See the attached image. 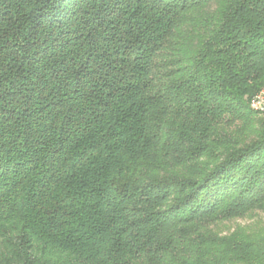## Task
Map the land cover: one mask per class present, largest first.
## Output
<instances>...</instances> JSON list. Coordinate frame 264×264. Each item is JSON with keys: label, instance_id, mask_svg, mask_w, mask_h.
I'll return each instance as SVG.
<instances>
[{"label": "trees", "instance_id": "16d2710c", "mask_svg": "<svg viewBox=\"0 0 264 264\" xmlns=\"http://www.w3.org/2000/svg\"><path fill=\"white\" fill-rule=\"evenodd\" d=\"M264 0H0V264H264Z\"/></svg>", "mask_w": 264, "mask_h": 264}, {"label": "rangeland", "instance_id": "374dc122", "mask_svg": "<svg viewBox=\"0 0 264 264\" xmlns=\"http://www.w3.org/2000/svg\"><path fill=\"white\" fill-rule=\"evenodd\" d=\"M262 118H264V115H262ZM238 226L253 227L254 229L259 226H264V213L258 212L244 219L222 222L216 228V231L220 234L227 235L233 232Z\"/></svg>", "mask_w": 264, "mask_h": 264}, {"label": "built area", "instance_id": "2783aa9c", "mask_svg": "<svg viewBox=\"0 0 264 264\" xmlns=\"http://www.w3.org/2000/svg\"><path fill=\"white\" fill-rule=\"evenodd\" d=\"M249 104L252 111L264 115V91L255 95Z\"/></svg>", "mask_w": 264, "mask_h": 264}]
</instances>
